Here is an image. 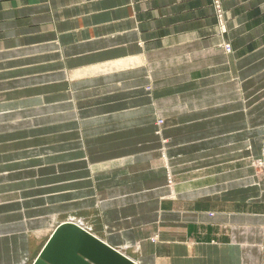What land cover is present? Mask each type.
<instances>
[{"label":"crops","instance_id":"0c3cea01","mask_svg":"<svg viewBox=\"0 0 264 264\" xmlns=\"http://www.w3.org/2000/svg\"><path fill=\"white\" fill-rule=\"evenodd\" d=\"M222 5L225 35L210 0H0V264L66 222L134 264H264V0Z\"/></svg>","mask_w":264,"mask_h":264},{"label":"water","instance_id":"95a60500","mask_svg":"<svg viewBox=\"0 0 264 264\" xmlns=\"http://www.w3.org/2000/svg\"><path fill=\"white\" fill-rule=\"evenodd\" d=\"M65 232V238H62ZM34 264L134 263L77 225L66 222L54 232Z\"/></svg>","mask_w":264,"mask_h":264},{"label":"rangeland","instance_id":"374dc122","mask_svg":"<svg viewBox=\"0 0 264 264\" xmlns=\"http://www.w3.org/2000/svg\"><path fill=\"white\" fill-rule=\"evenodd\" d=\"M210 6L212 8V13L216 22L217 27H219L220 33L225 35L227 33V24H226V11L223 8L222 0H210ZM221 47L225 52H231V46L229 43H222ZM146 89H150V87H146ZM158 125L162 124V121H157ZM264 143V142H263ZM254 167L256 174L262 175L264 177V151L262 157L259 159H254L251 162ZM261 164V166H260ZM169 172V173H168ZM166 177H167V185L171 186L173 184V177L171 176L170 171L166 167ZM170 174V175H169Z\"/></svg>","mask_w":264,"mask_h":264},{"label":"bare ground","instance_id":"6f19581e","mask_svg":"<svg viewBox=\"0 0 264 264\" xmlns=\"http://www.w3.org/2000/svg\"><path fill=\"white\" fill-rule=\"evenodd\" d=\"M136 62V60H135V58H129V59H124V60H118L117 62H112V63H105V64H100V65H97V66H94L93 68H91V69H87V70H85V73H87V74H97L98 75V73H102V74H107L108 72H110V71H116V70H119V69H121V68H125V67H129V66H131V65H133V63H135ZM83 73V72H82ZM114 73V72H113ZM84 74V73H83ZM86 76V75H85ZM89 76V75H88ZM93 76V75H92ZM100 76V75H99ZM166 155L165 154H163V157L165 158V160H168L167 159V157H165ZM260 166H261V164H260ZM169 173V172H168ZM170 175V174H169ZM171 191H173L172 190V188H171ZM173 195V194H172ZM73 221V220H72ZM79 227V226H78ZM120 252V251H119Z\"/></svg>","mask_w":264,"mask_h":264}]
</instances>
